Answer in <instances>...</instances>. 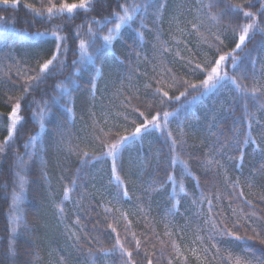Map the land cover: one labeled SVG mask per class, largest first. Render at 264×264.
I'll list each match as a JSON object with an SVG mask.
<instances>
[{
	"label": "snow or ice",
	"instance_id": "obj_1",
	"mask_svg": "<svg viewBox=\"0 0 264 264\" xmlns=\"http://www.w3.org/2000/svg\"><path fill=\"white\" fill-rule=\"evenodd\" d=\"M170 2L171 0H0V5L11 8L22 5L28 13L23 22L32 28H36L37 24L47 25L43 31L37 28L36 31L29 32L27 29H16L15 18L9 20L0 16V38L6 41L9 34H15L33 41L54 42L47 58L36 55L35 67L28 65L26 61L22 62L11 51L0 57V84L9 87L10 91L20 90L19 95L7 97L11 110L7 113V135L0 141V157H7L16 140L22 136V129L27 123L21 114L23 102L33 92L41 93L40 100L33 98L27 104L28 108L36 105L37 110L32 115L41 131L29 136L23 143V154L13 152L15 159L10 169L13 188L8 214L10 237L8 250L0 257V264H6V261L18 264L16 238L22 234V230L25 233L29 230L21 203L26 192L30 165L37 156H40L43 163L40 155L44 151L41 137L46 118L54 115L53 108H63L75 119L73 93L84 87L82 81L85 75L88 77V91L92 99H95L97 82L103 78L107 55L113 50L114 42L122 39L123 31L127 29H131L141 42L145 40V31L152 33L155 43L152 45L151 59L148 54L133 50L135 60L127 61L130 66L129 74L121 77L120 84L113 93L114 96L123 97L119 106L122 111L102 112L104 119L101 123L93 111L95 105L88 109L92 123L88 126L90 131L84 139L90 137L96 141L100 150L89 151L79 142L73 143V137L64 130L62 121L56 125L54 144L77 155L82 166L89 161L110 158L112 176L123 195L128 196V184L120 175L122 153L129 143L143 142L146 135H151L153 131L159 132L168 144L167 157L157 153L140 160L137 166L143 172L155 161L153 176L145 191H166L171 184V191L168 192L171 207L165 212V220L168 222L164 224L163 233V237L167 239L151 226L153 222L148 212H145V218L149 227L144 233L138 234L132 230V221L128 218L127 211L106 206L103 221L114 240L111 247H85L86 244L97 242L98 238L89 235L85 230L87 226L79 214L74 220L75 227L68 226L69 238L74 240L75 246L81 252L86 251L89 257H93L96 252L105 256H118L120 264H189V257L196 264H264V207H261L264 205V192H257L254 194L255 199H249L244 194L239 178L233 180L229 177L227 169L216 158L225 156L229 161H239L237 170H240L245 150L252 146L254 151L259 152L261 160H264V131L260 132L259 137L253 135V125L264 129V123H261L257 112L251 111L248 106L249 101H252L258 106L257 110L264 114V83L260 82L264 79V0H192L187 7L184 0H180L176 8L172 9L169 19L170 39H164L163 16ZM90 12L100 14L86 16L84 22L74 25L75 19L82 13ZM186 16L192 18L187 19ZM149 21L153 25L151 28ZM193 36L196 41L193 47L196 51L188 46L192 42L189 38ZM257 36L261 37L259 41H256ZM226 40H231L234 46L229 48ZM253 41L254 46L248 48ZM181 44L183 49L179 47ZM204 46L208 51L203 50ZM6 47V44H0V52H4ZM212 50L215 52L214 56L209 55ZM181 51L188 54L182 56ZM70 55L75 58L69 60ZM169 55L173 56L172 60L166 59ZM177 57L183 72L169 67ZM142 63L151 65V75L137 71ZM69 67L72 71L64 76ZM14 68L15 80L12 79ZM229 68L237 74H230ZM90 69H94L95 75L91 74ZM61 76L64 78L56 79ZM135 76L147 78L143 89L136 85ZM197 76L203 78L194 80ZM4 77H7V81ZM48 80L54 81L51 90H42L40 86ZM246 81H251V85ZM228 84L234 87L236 99L244 108L248 130L243 135L234 133L231 139L225 140L217 148L209 147L204 161L201 162L202 174L205 182L209 174L211 175L212 185L217 191L206 193L201 187V176L192 171L189 162L192 157L186 152L187 133L183 125L193 104ZM233 102L230 101L229 107L221 111H231ZM173 104L177 107H171ZM137 120L142 122L138 123ZM213 120L218 122L217 117H213ZM173 121L177 122L178 135H173L170 127ZM128 125L132 126L131 131L128 130ZM225 147L238 155H227L223 150ZM178 164L183 166L180 178L175 171ZM161 171L163 175H160ZM259 171L264 174V164L260 165ZM132 175L136 173L133 172ZM255 175L256 173H250L249 188L254 187L252 177ZM184 176L195 181L191 191L183 182ZM63 179L61 177L62 181ZM8 186V182L0 185L4 188ZM77 188L83 189L81 200L90 198L87 206L89 212L97 207L95 193L88 192L84 183H81L80 169L65 184L64 197L68 198L69 193ZM185 197L191 199V205L195 209V238L190 241L191 247H182L174 239L177 235L182 238L188 221L183 226H176L171 220L179 214L180 201ZM62 205L63 201L56 205L61 217L64 216ZM77 207H80L79 202ZM80 210L84 211L83 208ZM99 223L97 220V224ZM118 226L122 228L123 236ZM234 241L244 242L248 248H258L261 259H252L247 252L241 255L221 247L222 244ZM28 254L31 256L32 252L29 251ZM24 264L32 262L29 260Z\"/></svg>",
	"mask_w": 264,
	"mask_h": 264
},
{
	"label": "trees",
	"instance_id": "obj_2",
	"mask_svg": "<svg viewBox=\"0 0 264 264\" xmlns=\"http://www.w3.org/2000/svg\"><path fill=\"white\" fill-rule=\"evenodd\" d=\"M179 3L180 0H171L168 9L164 13L162 25L165 33L164 39H170V35L168 34L170 27L169 19L172 15V9L176 8ZM191 3L192 0H184L185 7L191 5ZM99 14V12L82 13L75 19L74 25L84 22L86 16H98ZM27 15L28 13L22 5L19 8L0 5V16H4L9 20L15 18L16 29H27L29 32H34L37 28L43 31L47 27V25L37 24L36 28H32L28 24H25L23 20ZM186 18L191 19L192 17L186 16ZM149 27H153L150 21ZM144 36L145 40L141 42L131 29H127L123 31V38L114 42L113 50L108 53L106 63L103 67V78L97 82L98 91L94 100L88 91V77L87 75L84 76L82 81L84 87L73 93L75 98L74 120L63 108H53L52 112L54 115L46 118V126L41 137L44 151L40 155H42L43 163L41 162L40 156H37L30 165L27 172L28 183L26 185V192L24 200L21 203L22 213L27 219L29 230L26 233L22 230V234H19L16 238V260L18 264H24L25 261L29 260H31L32 264H120L118 256H105L96 252L93 257H89L86 251L81 252L75 246L74 240L69 238L70 232L68 231V226L75 227L74 220L76 215L79 214L82 222L87 226L85 230L89 232V235L98 238L97 242L86 244L85 247H92L94 249L111 247L114 240L109 235L110 230L106 228L103 221L105 206L109 208H121L127 211L129 213L128 218L132 221V230L138 234L144 233L149 227L148 220L145 218V212H148L153 222L151 226L163 237L165 231L164 224L168 222L165 220V212L171 207V203L168 200V192L171 191V184L168 185L166 191L151 193L145 191L148 187L149 179L153 176L155 161L143 172L137 166L140 160L157 153H160L165 158L167 157L168 144L159 132L153 131L151 135H146L143 142L136 141L129 143L122 153V170L120 171V175L128 184V196L123 195L112 176L110 158L89 161L88 164L82 166L80 158L77 155L69 152L64 147H57L54 144L56 125L62 121L64 130L73 137V143L79 142L82 147L89 151L93 149L100 150L96 141L90 137L87 140L84 139L90 131L88 126L92 123L88 115V109L93 104L95 105L93 111L101 123H103L104 119L102 112L122 111L119 106L123 97L114 96L113 93L119 86L121 77L129 74L130 66L127 61L130 59L135 60V57L132 55L133 50L146 53L149 55V59H151L152 45L155 43V37L154 34L147 31H145ZM189 39L192 42L188 46L192 47L193 51H196L193 47L196 43L195 37L193 36ZM260 39V36L256 37V41ZM225 43L228 44L229 48L234 46L231 40H226ZM0 44H6L8 46L4 52H0V57L7 55L11 51L12 55L17 56L22 62L26 61L32 67H35L37 54L47 58L51 48L54 46V42L51 40L47 42L33 41L18 37L15 34H9L6 41L0 38ZM254 44L255 41L250 43L248 48H252ZM179 47L183 49L182 44ZM203 50L208 51L206 46L203 47ZM187 54L186 51H181L182 56ZM209 55L214 56V50L210 51ZM74 58V55L69 56V60ZM166 59L172 60L173 56L169 55ZM8 62L10 61H5V63ZM245 64H247V61H245ZM169 67H173V70L183 72L178 57L173 64H169ZM90 70L91 74L95 75L94 69ZM71 71L72 69L69 67L64 73V76H67ZM137 71L140 73L147 72L148 75L152 74L151 65L148 63L140 64ZM14 72L15 68L13 69V80L16 79ZM229 73L233 75L237 74L233 73L231 68H229ZM63 78L61 76L56 79L60 80ZM202 78V76H197L193 79L198 80ZM3 79L7 81V77ZM146 79L144 76L134 77L136 85L141 87V89H143ZM124 82L125 84L128 83L126 79ZM246 82L249 85L252 83L251 81ZM260 82L264 83V79ZM53 83V80H48L40 88L42 90H51ZM19 92L20 90L10 91L9 87L0 84V141H3L7 135V125L9 123L7 113L10 112L11 107L7 102V97L9 95H19ZM33 98L40 100L41 93L39 91L33 92L23 102V111L21 114L25 117L27 123L22 129V136L16 140L14 148L9 151L7 157H0V173H2L0 175V185H3L5 182H8L9 185L7 188L0 187V257L7 252L10 237V218L8 214L13 188V177L10 171L15 159L13 152L18 151L23 154L25 151L22 146L23 143L29 136L41 131L39 124L32 115V112L37 110L36 105L33 104L31 108L27 107L28 102ZM230 101H234L231 103L232 110L222 112V109L229 107ZM248 106L251 111L257 112L261 123H264V114L257 110L258 106L252 101H249ZM171 107L174 108L177 105L173 104ZM221 116L223 117L222 119L220 118ZM213 117H217L218 122H214ZM116 122L122 123V121ZM137 122L142 121L137 120ZM183 126L187 133L185 136L188 145L186 152L192 157L189 161L192 171L201 176V187L204 191L206 193H213L217 191V188L212 185L211 175L209 174L207 182H205V176L202 174L201 162L204 161L205 154L208 152L210 146L217 148L225 140L231 139L234 133L243 135L248 130L245 111L236 99L234 87L228 84L219 91L209 93L206 97L193 104L189 110L186 123ZM170 127L173 135H178L177 122L173 121ZM253 128L255 129L253 135L257 137H259L261 131H264V129H261L256 124L253 125ZM128 130H132L131 125H128ZM39 146L40 142H38ZM223 150L227 155H238V153L231 151L229 147H225ZM216 158L227 169V175L229 177L233 180L239 178L241 187L244 189V194L249 199H255L254 194L257 192H264V174H261L259 171L260 165L264 164V160H261L259 152L254 151L252 146H249L245 150V158L240 170H237L239 161H229L225 156H218ZM133 161L136 163H133ZM119 166L120 162H118V168ZM182 167V165L178 164L175 168L178 178L181 176ZM77 169H80L81 183H84L88 192L95 193V204L97 207L93 208L90 212L87 207L90 203V198L85 197L83 200L80 199L83 189H74L73 192L69 193L68 198L64 197V186L69 182V178L76 174ZM133 172L136 175H132ZM221 172H223V169H221ZM250 173H256L252 177L254 182V187L252 188L248 186ZM160 175H163L162 171ZM61 177L64 178L63 181ZM220 179L222 180L223 176ZM183 182L190 191L195 186V181L191 177L184 176ZM61 201H63L62 206L64 208L63 217H61L56 207ZM78 202L80 205L79 208L77 207ZM261 207H264V205H261ZM81 208L84 209L83 212H81ZM194 211L195 209L191 205V199L185 197L180 201L179 214L171 218L172 223L176 226H183L186 220L188 221V226L184 229L182 238L179 235L174 237L182 247L185 245L191 247L190 241L195 238L194 229L196 223L193 217ZM96 213H99V215L97 216ZM85 215H87V218H85ZM97 220L100 221L99 224H97ZM94 225L95 230H93ZM118 230L121 231V235L123 236L122 228L118 226ZM173 230L176 231V229ZM163 238L167 239L166 237ZM221 247H226L232 252L241 255L247 252L250 254V258L256 260L261 259L258 248H248L244 242L234 241L222 244ZM29 251L32 252L31 256L28 254ZM6 264H11V262L6 261ZM189 264H196V261L189 257Z\"/></svg>",
	"mask_w": 264,
	"mask_h": 264
}]
</instances>
